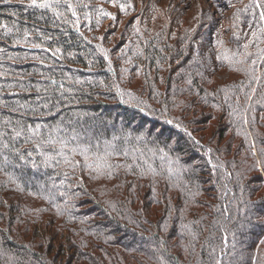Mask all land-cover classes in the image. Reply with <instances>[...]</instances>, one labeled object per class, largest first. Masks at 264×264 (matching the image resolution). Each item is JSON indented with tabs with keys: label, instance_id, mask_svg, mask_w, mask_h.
<instances>
[{
	"label": "trees",
	"instance_id": "16d2710c",
	"mask_svg": "<svg viewBox=\"0 0 264 264\" xmlns=\"http://www.w3.org/2000/svg\"><path fill=\"white\" fill-rule=\"evenodd\" d=\"M37 3L0 0V264H264V8Z\"/></svg>",
	"mask_w": 264,
	"mask_h": 264
},
{
	"label": "snow or ice",
	"instance_id": "6c2138e0",
	"mask_svg": "<svg viewBox=\"0 0 264 264\" xmlns=\"http://www.w3.org/2000/svg\"><path fill=\"white\" fill-rule=\"evenodd\" d=\"M30 6H31V7H41V8H47V7H50V5H48V4H46V3H37V0H30ZM119 6H120L121 11H124V9H125V5H124V4H120ZM255 7H257V8H264V5H262V4L259 2V0H256ZM100 11H101V13H102L103 16H105V17H110V18H112L113 20L115 19V17L111 16L110 13L105 12L103 9H101ZM73 14L75 15V13H73ZM260 16H261L262 19H264V11H261V12H260ZM97 23H99V20H97ZM27 35H28V33L25 32V37H27ZM253 35H255V33H253ZM218 43H222V42L218 41ZM35 46H36V47H39L38 45H35ZM244 47H245V49H246V48L248 47V45H245ZM57 51H59V50H57ZM227 58H228V57L225 56V59H227ZM168 123H171V121H168ZM189 135H190V133H189ZM87 159H88L87 156H85V160H87ZM260 243H261V244H264V240H262Z\"/></svg>",
	"mask_w": 264,
	"mask_h": 264
}]
</instances>
